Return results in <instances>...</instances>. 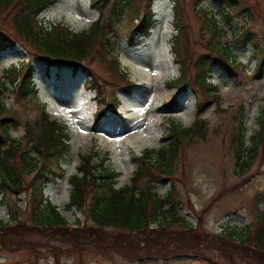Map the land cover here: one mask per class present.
Wrapping results in <instances>:
<instances>
[{"label": "rangeland", "instance_id": "rangeland-1", "mask_svg": "<svg viewBox=\"0 0 264 264\" xmlns=\"http://www.w3.org/2000/svg\"><path fill=\"white\" fill-rule=\"evenodd\" d=\"M180 1L187 24L183 48L184 44L189 45V53L184 55L189 57L188 60L191 58L190 64L186 63L188 77L194 75L191 63L199 55L216 56L207 47L211 33L206 28L209 18L204 13H216L217 21L227 32L221 39L216 37L215 44L220 42L234 52L238 65L233 76L221 67L212 69L209 81L214 101L196 85L184 91L169 85L182 74V66L176 63L174 51L177 34L174 0H136L116 25V32L110 35L121 68L134 83L129 90L117 82L111 68V55L104 58L95 52L83 63L79 73L73 74L66 67L55 68L52 77L48 78L44 62L32 58L28 50L30 46L23 45L25 42L20 44L18 41L13 49H0V76L6 81L8 70L12 67L19 69L24 61L31 62L36 68L37 100L23 98L17 91L5 95L7 109L15 111L17 117L10 122L11 137L21 140L23 148L31 146L25 138L26 127L30 125L34 129L44 110H48L51 119L68 125L72 136L71 151L62 162H52L57 172L45 185L44 195L67 219L69 230L77 229L80 221V226L88 223L84 213L67 207L71 193L69 178L76 173L82 155L96 151L93 160L98 162L109 154L105 164L121 172L117 186H124L130 182L135 169L132 158L147 148L162 146L173 123L193 124L199 108L204 109L200 117L208 122L206 137L196 136L184 141L176 175L158 181L153 188L164 196L171 182H175L183 200L182 216L209 237L219 234L224 227L241 231L248 226L251 228L248 232L252 234L259 214H264V128L260 153L246 173L236 170V159L229 147L231 130L242 118L243 111L247 139L260 129V120H264V62L261 64L264 56V0H237L238 5L233 9H228L226 2L220 0ZM112 2L60 0L41 12L39 20L45 26L61 23L81 31L88 29L101 13L108 14ZM148 5L152 7L156 26L148 36L137 37L134 32L137 12L140 9L143 14ZM223 12L231 15L230 25L224 21ZM13 32L11 15L4 13L0 16V33L9 36ZM248 34L253 39L246 44ZM89 70L97 76L96 85L105 98V114L100 118H97L100 103L97 98L91 101L96 91L88 88L91 86L87 82ZM7 85L11 87L9 83ZM174 98L178 100L176 104L172 103ZM36 129L41 128L37 126ZM59 165L64 168L63 174L59 172ZM31 178L32 175L27 177L28 180ZM29 200L28 193L3 196L0 191V220L11 225L4 229L0 223V264H231L219 252L216 243L207 244L208 249L193 255L169 257L158 253L139 257L115 248L101 250L95 246L76 245L71 236L62 237L46 228H31L29 224L33 219ZM15 201L22 213L20 219L29 225L26 228L18 227L11 220V206ZM165 230L182 232L179 224ZM152 231L153 228L149 233ZM105 232L109 238L134 235L116 228H107ZM237 245L232 246L233 251L243 253L235 254L232 264H256L250 259L253 257ZM54 248L59 249L57 257L50 252Z\"/></svg>", "mask_w": 264, "mask_h": 264}, {"label": "trees", "instance_id": "trees-1", "mask_svg": "<svg viewBox=\"0 0 264 264\" xmlns=\"http://www.w3.org/2000/svg\"><path fill=\"white\" fill-rule=\"evenodd\" d=\"M60 0H0V16L4 13L11 15L13 26L12 35L0 33V49H13L18 41L20 44L29 45L28 49L32 58L45 64L47 77H52L55 68H68L73 74H77L83 68V63L90 60L96 54L107 58L112 56L111 68L115 72L117 82L125 89L134 83L128 79L127 74L121 68L119 55L111 45L110 35L116 32V25L121 21L125 11L136 0H113L108 14L101 13L88 29L75 31L65 24L45 26L39 20L41 12ZM93 3L102 0H91ZM104 1V0H103ZM226 2L227 8L238 5L237 0H220ZM185 9L180 0H174V28L177 34L174 39V51L176 63L182 66L180 77L169 82L170 86L178 90L196 85L204 93H207L214 101L211 92L210 79L212 69L216 66L233 76V70L238 65L231 48L222 46L220 42L215 44L216 37L223 38L227 32L217 21L216 13H204L207 20V30L211 33V39L207 41V47L216 53L199 55L193 64L194 75L188 77L186 63L190 64L191 58L184 54L189 53V45L183 44V35L186 33L187 24ZM206 12V11H204ZM226 24L232 22L229 12L221 14ZM137 24L134 32L137 37L148 36L156 26V19L151 5L141 14L140 9L136 16ZM238 31H240L238 29ZM248 34L247 43L252 42V36ZM185 38V37H184ZM131 43H133L131 41ZM27 44V45H26ZM256 49L260 50L258 44ZM262 51V50H261ZM261 64L264 62V56ZM36 68L31 62H22L19 69L8 70L7 81L0 76V191L3 196L9 193L29 194L31 228L39 230L46 228L61 235L72 237L76 245H90L101 250L115 248L134 256L157 254L159 256H171L174 254L199 253L209 243H216L219 252L231 261L234 255L243 252H234L233 245L248 253V256L256 264H264V214H259L257 227L249 234L248 229L236 231L234 227H224L219 234L209 237L197 226L188 222L182 216L183 200L179 195L176 183L171 182L164 196L159 195L153 185L162 179H168L176 175L183 142L193 137L205 138L208 133V122L200 117L204 110L199 108L197 118L190 126H182L173 123L171 133L163 139L159 148H147L139 156L133 157L135 169L130 182L118 187L121 172L110 168L105 164L108 156L104 155L98 162H94L96 151L81 156L76 173L69 178L71 184L68 209L76 208L84 213L88 223L78 228L69 230L67 219L61 214L57 206L45 198L44 187L49 179L56 173V167L52 165L54 160L62 162L71 151V134L68 125L51 119L44 110L43 115L36 121L33 129L26 127L25 138L28 146L22 147V141L11 137L10 122L16 117V112L7 109L5 95L16 92L28 100L36 99L34 74ZM88 88L96 91L97 101L101 107L97 109V118L104 116L101 91L97 83L98 78L94 72H87ZM7 83L11 85L8 86ZM97 83V85H96ZM94 84V85H92ZM96 85V86H95ZM207 91V92H206ZM218 97V96H217ZM178 100L174 98L173 104ZM11 111V112H10ZM239 123V124H238ZM264 120H260V129L247 139L246 114L242 112V118L231 130L229 140L230 150L236 159V170L244 174L255 163L263 141L262 130ZM169 139L168 142L166 140ZM166 142V143H165ZM59 172L64 173V168L59 165ZM32 175L30 180L28 176ZM11 220L18 227L26 228L29 225L21 220V211L17 201L11 206ZM1 228H10L9 223L0 220ZM24 224V225H22ZM174 224H179L181 233L176 231L166 232ZM116 228L135 235L114 236L105 235V229ZM153 228L154 231L149 233ZM158 229V230H157ZM165 231V233H163ZM105 232V233H104ZM127 233L128 235H130ZM143 245V246H142ZM241 246L243 248H241ZM59 249H51V253L57 257ZM201 254V253H200ZM243 255V254H241ZM133 257V256H131ZM210 259V258H209ZM58 261V260H57Z\"/></svg>", "mask_w": 264, "mask_h": 264}]
</instances>
